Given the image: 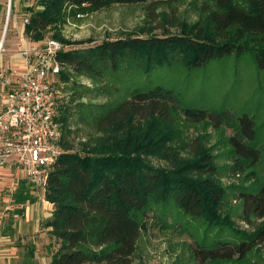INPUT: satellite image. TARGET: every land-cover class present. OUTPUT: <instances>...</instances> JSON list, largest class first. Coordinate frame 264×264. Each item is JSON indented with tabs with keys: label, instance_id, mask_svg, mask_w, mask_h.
I'll list each match as a JSON object with an SVG mask.
<instances>
[{
	"label": "trees",
	"instance_id": "obj_1",
	"mask_svg": "<svg viewBox=\"0 0 264 264\" xmlns=\"http://www.w3.org/2000/svg\"><path fill=\"white\" fill-rule=\"evenodd\" d=\"M171 1L177 0H37L24 9L29 15L28 38L40 44L53 33L52 39L62 42L58 59L64 68L57 79L74 85L71 105H61L59 100L63 153L44 190L53 212L43 226L58 244L51 264H132L142 233L152 227L189 234L196 264L236 257L241 261L264 244V222L253 232L240 230L228 204L235 196L242 219L264 220V183L233 188L224 186L222 177L225 172L246 173V178L257 179L250 171L261 156L253 144L255 122L248 115L235 118L227 110L183 107L176 92L150 80L155 69L174 63L196 68L247 52L264 69V0H205L209 9L203 22L180 24V33L163 37L128 35L69 49L93 41L72 43L62 34L64 24L77 14L116 5L154 10ZM75 76L92 80L93 88L75 82ZM102 95L109 97L103 104L73 105ZM179 116L189 124L232 130L225 141L232 149L227 156L230 162L220 166L218 156L206 149L173 169L150 162L151 156L160 153L177 166L180 152L168 145L171 139L166 133ZM79 119L103 135L76 143ZM75 144L82 145L80 150ZM35 190L27 180H20L13 195L18 214L24 215L26 205L37 202Z\"/></svg>",
	"mask_w": 264,
	"mask_h": 264
},
{
	"label": "rangeland",
	"instance_id": "obj_2",
	"mask_svg": "<svg viewBox=\"0 0 264 264\" xmlns=\"http://www.w3.org/2000/svg\"><path fill=\"white\" fill-rule=\"evenodd\" d=\"M10 1L14 6L15 0H7L6 14L0 15V44L5 38L0 55L3 63L12 53L10 39L15 32L14 21L18 19L24 24L25 19L29 18L24 10L25 7L34 5L37 0H22L23 8L22 11L19 9L20 14L15 11V7L12 10L11 6L10 9ZM208 9L205 0L171 1L154 10L142 5H116L92 14H77L76 17L69 18L63 26L62 34L72 43L93 41L90 45L71 46L68 47L69 49L100 45L104 41H113L128 35L141 38L163 37L167 33H180L182 28L180 24L193 26L199 23L205 18L204 12L206 13ZM52 34L50 33L46 40L52 39ZM150 80L176 92L183 107L209 112L227 110L235 118L248 115L255 122L257 129V139L253 144L261 151L259 162L250 169L255 172L257 179H254V176L246 178V173L232 176L231 173L225 172L222 175L223 183L224 186L233 188L234 186L256 188L264 183V69L259 67L254 54L247 52L241 57L219 58L196 68H187L181 63H174L155 69L151 73ZM74 81L93 88L92 80L83 76H75ZM55 82L61 93V105H71L74 85L58 79ZM108 99L106 95L100 98L87 97L73 105L81 102L100 105ZM75 118L77 120V117ZM78 122L81 129L76 128L74 135L76 138L79 136L76 143L94 138L96 135L98 137L103 135H98L99 132L85 125L83 120L79 119ZM232 134V130L215 129L207 123H186L179 116L175 125L170 126L166 133L171 139L168 145L172 144L180 152L177 166L162 159L160 153L151 156L150 162L159 167L173 169L182 162L197 158L199 152L196 151L206 149L217 155L220 166H224L230 162L227 156L232 150L225 141ZM187 145L188 149H184ZM81 146L77 144L76 150H80ZM20 176L13 173L11 176L0 177V264H51L58 244L50 239L43 224L51 217L53 205L45 200L44 191L36 189L34 195L37 197V202L26 205L24 215L18 214L17 210L20 207L16 205L13 195L19 181L22 180ZM228 204L229 212L232 213L233 220L240 230L253 232L264 222L257 218L253 223L242 219L241 203L239 199H235V196L230 197ZM204 230L200 232L201 236ZM191 244L189 234L179 235L152 227L148 232L142 233L132 264H196L190 248ZM237 258L213 264H264V244L255 248L245 259L240 261Z\"/></svg>",
	"mask_w": 264,
	"mask_h": 264
},
{
	"label": "built area",
	"instance_id": "obj_3",
	"mask_svg": "<svg viewBox=\"0 0 264 264\" xmlns=\"http://www.w3.org/2000/svg\"><path fill=\"white\" fill-rule=\"evenodd\" d=\"M63 48L55 39L21 42L22 64L0 65V172L21 175L42 191L63 153L55 82L64 68L58 59Z\"/></svg>",
	"mask_w": 264,
	"mask_h": 264
},
{
	"label": "crops",
	"instance_id": "obj_4",
	"mask_svg": "<svg viewBox=\"0 0 264 264\" xmlns=\"http://www.w3.org/2000/svg\"><path fill=\"white\" fill-rule=\"evenodd\" d=\"M6 1L7 0H0V15L1 16H3V15L5 16V14H6V10H7V8L5 6ZM14 7H15V11L18 14H20V12L22 11L21 8H23L22 0H15ZM19 9L21 11H19ZM9 16H10V13H9ZM21 16L22 15H19V17H21ZM25 25H26L25 23L22 24L21 20L16 19L14 21L13 29L15 30V32L10 39V44H11L10 50L12 53L9 54L5 63H3L2 60H0V65L8 67L10 65H21L22 64L23 61H22L21 55L18 52L19 44L21 42H23L25 44L32 42V40L25 35ZM0 47H1V44H0ZM2 176H11V174H8L5 172H0V177H2Z\"/></svg>",
	"mask_w": 264,
	"mask_h": 264
},
{
	"label": "water",
	"instance_id": "obj_5",
	"mask_svg": "<svg viewBox=\"0 0 264 264\" xmlns=\"http://www.w3.org/2000/svg\"><path fill=\"white\" fill-rule=\"evenodd\" d=\"M11 6H12V2L10 1V9H11ZM7 28H8V24H7V26H6V31H7ZM4 41H5V38L3 39V44H4ZM2 44V45H3Z\"/></svg>",
	"mask_w": 264,
	"mask_h": 264
},
{
	"label": "bare ground",
	"instance_id": "obj_6",
	"mask_svg": "<svg viewBox=\"0 0 264 264\" xmlns=\"http://www.w3.org/2000/svg\"><path fill=\"white\" fill-rule=\"evenodd\" d=\"M2 44H3V41L1 42V46H2ZM4 45V44H3ZM1 49L3 50V46L1 47Z\"/></svg>",
	"mask_w": 264,
	"mask_h": 264
}]
</instances>
